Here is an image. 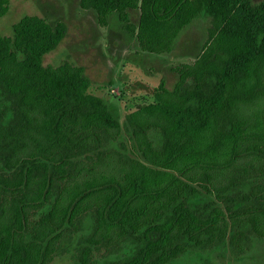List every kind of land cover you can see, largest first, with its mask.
<instances>
[{"label": "trees", "instance_id": "1", "mask_svg": "<svg viewBox=\"0 0 264 264\" xmlns=\"http://www.w3.org/2000/svg\"><path fill=\"white\" fill-rule=\"evenodd\" d=\"M141 51L210 26L192 63L124 122L71 60L64 21L0 34V264H176L264 245V0H80ZM0 0V18L9 9ZM138 13L135 21L134 13Z\"/></svg>", "mask_w": 264, "mask_h": 264}, {"label": "rangeland", "instance_id": "2", "mask_svg": "<svg viewBox=\"0 0 264 264\" xmlns=\"http://www.w3.org/2000/svg\"><path fill=\"white\" fill-rule=\"evenodd\" d=\"M259 2L261 0H254ZM80 0H9L8 12L0 18V34L11 35L12 26L25 15H39L51 24L64 21L68 31L60 45L44 58L45 65H58L71 60L85 68L91 80L89 92L103 97L124 122L128 113L155 101V90L164 80L172 88L178 81L174 67L192 63L201 51L210 26L200 19L185 28L172 52L156 55L140 50L112 21L102 27L93 11L82 10ZM137 21L138 13H134ZM52 264H70L68 254ZM176 264H264V245L257 253L237 259L219 253L181 259Z\"/></svg>", "mask_w": 264, "mask_h": 264}]
</instances>
